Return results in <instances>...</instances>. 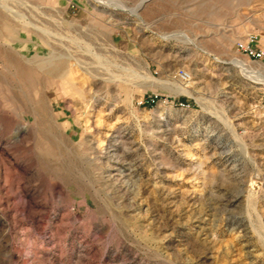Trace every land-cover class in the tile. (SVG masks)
<instances>
[{"label":"rangeland","instance_id":"obj_1","mask_svg":"<svg viewBox=\"0 0 264 264\" xmlns=\"http://www.w3.org/2000/svg\"><path fill=\"white\" fill-rule=\"evenodd\" d=\"M6 1L0 264H264V0Z\"/></svg>","mask_w":264,"mask_h":264},{"label":"built area","instance_id":"obj_2","mask_svg":"<svg viewBox=\"0 0 264 264\" xmlns=\"http://www.w3.org/2000/svg\"><path fill=\"white\" fill-rule=\"evenodd\" d=\"M237 50L246 55L249 59L264 63V44L261 43L260 37L257 33L249 31L241 36L235 42ZM176 76L185 81L189 78V72L184 68H179L176 71ZM158 95L151 96L147 101L155 102Z\"/></svg>","mask_w":264,"mask_h":264},{"label":"bare ground","instance_id":"obj_3","mask_svg":"<svg viewBox=\"0 0 264 264\" xmlns=\"http://www.w3.org/2000/svg\"><path fill=\"white\" fill-rule=\"evenodd\" d=\"M100 1H104V2H106V3H108V1L107 0H100ZM110 1V0H109ZM145 0H140L139 1V3H138V5H137V7H135L134 9H131L130 10V12H132V13H136V11L138 10L137 8L141 5V3L142 2H144ZM147 1V0H146ZM109 3H111V1L109 2ZM0 4L2 5V8H3V11L7 14V15H9V16H12V17H14L15 19H17V20H19V21H21V23L23 24V25H28V24H32V25H34L36 28H38V29H40L41 31H43V32H45V33H48V28L46 29L44 26L42 27V25L40 26V25H36L35 23H33L30 19H29V17L26 15V14H24V13H22L21 11H18L17 9H15V8H13L11 5H9L8 3H7V1L6 0H0ZM118 8L119 9H123V10H126L127 8H126V6L123 4V3H121L120 1L118 2ZM32 15V14H31ZM173 33H175V32H173ZM178 34V36L180 35L182 38H184L185 40H188V41H192V39L185 33V32H183V31H180L179 33H177ZM172 35V34H171ZM17 36V35H16ZM166 36V35H165ZM78 46V45H77ZM58 51V50H57ZM70 55V54H69ZM239 59V58H238ZM241 60V59H240ZM240 60L238 61V62H240ZM232 61V60H231ZM237 62V63H238ZM77 63V62H76ZM236 63V64H237ZM238 65H240V64H238ZM263 79H264V77H263ZM164 83V82H163ZM173 85H174V87L176 88V92L178 91H180V92H187V93H189L190 91H189V88H188V85L187 84H185L184 82H182V81H177V82H174L173 83Z\"/></svg>","mask_w":264,"mask_h":264},{"label":"water","instance_id":"obj_4","mask_svg":"<svg viewBox=\"0 0 264 264\" xmlns=\"http://www.w3.org/2000/svg\"><path fill=\"white\" fill-rule=\"evenodd\" d=\"M143 3H144V2H142L141 5H142ZM141 5H140V6H141ZM140 6H139V7H140Z\"/></svg>","mask_w":264,"mask_h":264}]
</instances>
